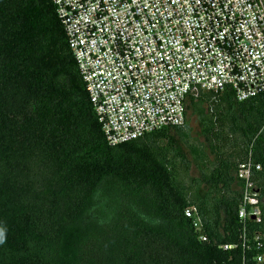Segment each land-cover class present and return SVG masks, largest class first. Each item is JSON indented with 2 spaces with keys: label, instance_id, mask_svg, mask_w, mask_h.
<instances>
[{
  "label": "trees",
  "instance_id": "trees-1",
  "mask_svg": "<svg viewBox=\"0 0 264 264\" xmlns=\"http://www.w3.org/2000/svg\"><path fill=\"white\" fill-rule=\"evenodd\" d=\"M247 158L261 167L251 237L264 234V92L199 91L180 126L110 146L51 1L0 0V264H237Z\"/></svg>",
  "mask_w": 264,
  "mask_h": 264
},
{
  "label": "built area",
  "instance_id": "built-area-1",
  "mask_svg": "<svg viewBox=\"0 0 264 264\" xmlns=\"http://www.w3.org/2000/svg\"><path fill=\"white\" fill-rule=\"evenodd\" d=\"M50 1L110 146L180 126L187 96L199 91L228 88L237 101L264 92V0ZM260 168L247 158L234 173L237 264H264V234L247 230L263 216L253 179ZM183 215L199 227L193 208Z\"/></svg>",
  "mask_w": 264,
  "mask_h": 264
},
{
  "label": "rangeland",
  "instance_id": "rangeland-1",
  "mask_svg": "<svg viewBox=\"0 0 264 264\" xmlns=\"http://www.w3.org/2000/svg\"><path fill=\"white\" fill-rule=\"evenodd\" d=\"M188 125L190 127L189 130H188V133H189L191 141H193L196 144L197 143H203L204 142L203 138H202V136L199 133V128H198L197 124L195 123L193 117L189 118ZM177 150L180 151L181 153H183L184 155H187L185 147L183 145H181L180 143H177ZM190 175H192V176H196L197 175V172H196L194 167H191Z\"/></svg>",
  "mask_w": 264,
  "mask_h": 264
},
{
  "label": "clouds",
  "instance_id": "clouds-1",
  "mask_svg": "<svg viewBox=\"0 0 264 264\" xmlns=\"http://www.w3.org/2000/svg\"><path fill=\"white\" fill-rule=\"evenodd\" d=\"M0 239H2V237H0Z\"/></svg>",
  "mask_w": 264,
  "mask_h": 264
},
{
  "label": "water",
  "instance_id": "water-1",
  "mask_svg": "<svg viewBox=\"0 0 264 264\" xmlns=\"http://www.w3.org/2000/svg\"><path fill=\"white\" fill-rule=\"evenodd\" d=\"M251 219H253V217H251Z\"/></svg>",
  "mask_w": 264,
  "mask_h": 264
}]
</instances>
